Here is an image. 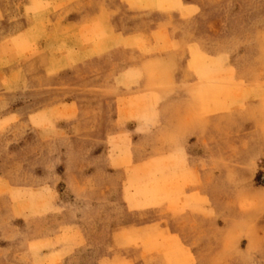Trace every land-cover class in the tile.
<instances>
[{"label": "rangeland", "instance_id": "1", "mask_svg": "<svg viewBox=\"0 0 264 264\" xmlns=\"http://www.w3.org/2000/svg\"><path fill=\"white\" fill-rule=\"evenodd\" d=\"M0 264H264V0H0Z\"/></svg>", "mask_w": 264, "mask_h": 264}]
</instances>
